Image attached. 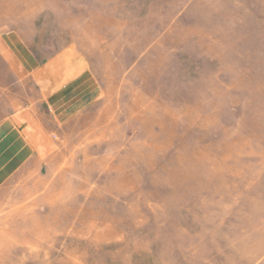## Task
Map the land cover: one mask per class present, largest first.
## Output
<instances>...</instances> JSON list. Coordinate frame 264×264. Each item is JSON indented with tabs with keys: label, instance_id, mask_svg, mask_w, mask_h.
<instances>
[{
	"label": "rangeland",
	"instance_id": "1",
	"mask_svg": "<svg viewBox=\"0 0 264 264\" xmlns=\"http://www.w3.org/2000/svg\"><path fill=\"white\" fill-rule=\"evenodd\" d=\"M56 62L85 83L0 264H264V0H0V114Z\"/></svg>",
	"mask_w": 264,
	"mask_h": 264
},
{
	"label": "crops",
	"instance_id": "2",
	"mask_svg": "<svg viewBox=\"0 0 264 264\" xmlns=\"http://www.w3.org/2000/svg\"><path fill=\"white\" fill-rule=\"evenodd\" d=\"M10 70L16 75L32 76L38 98L31 99L28 94L24 102L13 99L0 114V223L9 218L10 202L19 188L24 196L34 194L42 164L55 144L51 123L66 117L73 106V95L85 83L83 72L66 63Z\"/></svg>",
	"mask_w": 264,
	"mask_h": 264
}]
</instances>
